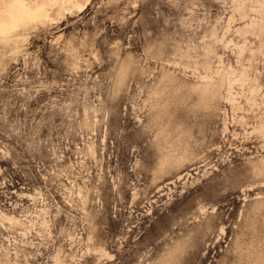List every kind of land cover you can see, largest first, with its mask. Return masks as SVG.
<instances>
[{
	"label": "rangeland",
	"instance_id": "1",
	"mask_svg": "<svg viewBox=\"0 0 264 264\" xmlns=\"http://www.w3.org/2000/svg\"><path fill=\"white\" fill-rule=\"evenodd\" d=\"M18 3L0 264H264V0Z\"/></svg>",
	"mask_w": 264,
	"mask_h": 264
},
{
	"label": "bare ground",
	"instance_id": "2",
	"mask_svg": "<svg viewBox=\"0 0 264 264\" xmlns=\"http://www.w3.org/2000/svg\"><path fill=\"white\" fill-rule=\"evenodd\" d=\"M15 7L18 8L17 14L12 8L0 11V34L7 35L11 31L20 28L24 23L39 17L41 14L48 16L44 7L31 9L26 8L21 3L16 4ZM80 7H85V5H80Z\"/></svg>",
	"mask_w": 264,
	"mask_h": 264
}]
</instances>
